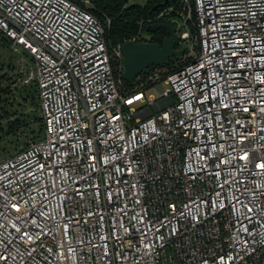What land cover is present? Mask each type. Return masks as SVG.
Listing matches in <instances>:
<instances>
[{"label": "built area", "instance_id": "1", "mask_svg": "<svg viewBox=\"0 0 264 264\" xmlns=\"http://www.w3.org/2000/svg\"><path fill=\"white\" fill-rule=\"evenodd\" d=\"M174 1L183 63L127 84L92 0H0L43 125L0 162V264H264V0Z\"/></svg>", "mask_w": 264, "mask_h": 264}, {"label": "trees", "instance_id": "2", "mask_svg": "<svg viewBox=\"0 0 264 264\" xmlns=\"http://www.w3.org/2000/svg\"><path fill=\"white\" fill-rule=\"evenodd\" d=\"M131 2L132 0H92V6L89 8V11L99 18L105 26L107 20L110 21L109 27H106L105 30L106 40L110 48L130 41L135 36H138L141 31L148 32L147 27L150 26L148 20L153 19L161 10L175 3L174 0H148L143 5L132 4ZM148 33L151 35V39H141V42L162 45L164 39L168 37V33L162 29ZM2 40L8 42L6 39ZM182 63V57H172L168 60L165 67L172 70L176 64L181 65ZM116 73L118 74V72ZM126 83L129 84L128 82ZM23 90L25 89H18L14 94L10 92V98H7L6 89L0 84V148L3 147L1 142L5 138L8 143L15 144L18 147L23 134L28 137L32 136V140L34 141L41 139L43 136L41 117L38 118L29 113L18 115L16 111L13 112L11 110L16 104V99L20 98L21 104L26 101L28 96ZM34 96L37 97L36 88ZM4 120H6V123H4ZM31 120H34V122H30ZM33 124H38V132L32 127ZM23 148H17L15 153Z\"/></svg>", "mask_w": 264, "mask_h": 264}, {"label": "water", "instance_id": "3", "mask_svg": "<svg viewBox=\"0 0 264 264\" xmlns=\"http://www.w3.org/2000/svg\"><path fill=\"white\" fill-rule=\"evenodd\" d=\"M160 29L168 33V37L164 39L162 45L134 41L123 44L121 48L124 58L123 78L129 84H134V80L138 76L147 74L154 67H164L170 58L184 55L185 48L170 24L159 23L147 27L148 32H156ZM177 46L179 49L176 48Z\"/></svg>", "mask_w": 264, "mask_h": 264}, {"label": "rangeland", "instance_id": "4", "mask_svg": "<svg viewBox=\"0 0 264 264\" xmlns=\"http://www.w3.org/2000/svg\"><path fill=\"white\" fill-rule=\"evenodd\" d=\"M148 0H132V4H139V5H143L147 2ZM182 30H177L175 31L176 35L179 37V34ZM193 33V31H192ZM135 37H139V39H146L149 40L151 39V35H149L148 32L146 31H141L139 32L138 36ZM180 42L183 43L185 42L184 40H182L181 38H179ZM179 48V46H177ZM19 48V47H18ZM22 57L25 59L26 62L33 64L32 58L30 55L28 54H24L23 50L21 49H14L11 44L9 45V42H6L4 40L0 41V65H15L18 61H20L22 59ZM26 64V63H24ZM165 88H168V85H164ZM35 83H30L25 90V94L27 93V99L26 101L22 103L21 99L18 98L16 99V104L15 106H13L11 108V110L14 112L16 111L19 114L21 113H29L32 116L35 117H40V114L37 110V104H38V99L36 96H34V92H35ZM156 95H158L157 91L154 92ZM140 105V104H138ZM136 105V106H138ZM33 118V117H32ZM30 122H34V120H31ZM4 123H6V120H4ZM34 129H36V131H39V126L38 124L32 126ZM8 139V138H7ZM10 139V138H9ZM32 139V136H25L23 134V137L21 138V140L19 141V145L18 147L15 144H11L8 143L6 138L4 139V141L1 142V145L3 146L2 148H0V162H2L3 160L7 159L9 155L14 154L17 151V148H21V147H25L29 140ZM15 140V139H12Z\"/></svg>", "mask_w": 264, "mask_h": 264}, {"label": "snow or ice", "instance_id": "5", "mask_svg": "<svg viewBox=\"0 0 264 264\" xmlns=\"http://www.w3.org/2000/svg\"><path fill=\"white\" fill-rule=\"evenodd\" d=\"M137 99H139V97H137ZM129 103H131V101H129ZM245 159L247 158L246 156L244 157ZM261 167H264V165H261ZM13 207H16L15 205Z\"/></svg>", "mask_w": 264, "mask_h": 264}, {"label": "flooded vegetation", "instance_id": "6", "mask_svg": "<svg viewBox=\"0 0 264 264\" xmlns=\"http://www.w3.org/2000/svg\"><path fill=\"white\" fill-rule=\"evenodd\" d=\"M177 49H179V48H177Z\"/></svg>", "mask_w": 264, "mask_h": 264}]
</instances>
